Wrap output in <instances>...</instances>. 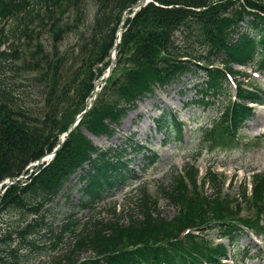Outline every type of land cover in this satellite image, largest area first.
I'll return each mask as SVG.
<instances>
[{
  "label": "trees",
  "instance_id": "1",
  "mask_svg": "<svg viewBox=\"0 0 264 264\" xmlns=\"http://www.w3.org/2000/svg\"><path fill=\"white\" fill-rule=\"evenodd\" d=\"M137 1L0 0V183L26 175L0 199V219L18 218L15 226L5 223L0 230V264H40L41 260L47 264L48 259L49 264H201L202 259L218 264L226 256V246L235 247L244 230L259 235L257 225L246 220L250 218L236 216L241 203L258 213L264 208V173L250 174L249 191L245 180L240 183L239 202L233 201L231 207L217 196L216 174L209 168L201 187H210L213 197L185 194L182 178L191 181L196 176L194 158H190L191 164L183 165V175L173 176L163 187L167 202L181 209L178 217L153 216L145 200H138L135 208L141 221L130 235L128 227L123 230L122 241L129 244L113 241L118 226L88 216L133 173L129 160L120 159L123 148L93 145L79 128L108 139L126 111L150 95L154 86L170 85L192 74L199 75L202 83L189 102L208 105L219 98L225 105L209 132L211 147L225 145L252 116L251 105L263 104V92L244 89V83H237L228 69L251 65L264 74V0H152L141 8L125 20L116 59L129 50V68L118 90L107 85L112 70L93 105L51 160L28 173L26 167L50 153L84 109L99 66L108 61L122 14ZM90 11L91 24L86 17ZM59 23L67 33L74 31V41L61 53L55 43L48 51L41 35ZM232 84L235 101L229 103ZM106 90L119 94L118 102L104 101ZM153 124L167 138H179L177 122L168 109ZM130 142L129 150L139 149ZM73 190L79 197L69 204ZM139 194L144 195L142 188L131 190L130 196ZM59 202H67L71 211L56 221L52 208ZM211 228L227 245H212L190 233L179 238L185 229L201 233ZM84 250L93 257L79 262L77 257Z\"/></svg>",
  "mask_w": 264,
  "mask_h": 264
},
{
  "label": "rangeland",
  "instance_id": "2",
  "mask_svg": "<svg viewBox=\"0 0 264 264\" xmlns=\"http://www.w3.org/2000/svg\"><path fill=\"white\" fill-rule=\"evenodd\" d=\"M132 11L126 12L124 20L121 26L117 27L115 34H119V44L116 48V58L118 53V48H120V42L122 36L126 30L125 20L132 18ZM87 19L89 24L93 21V14L91 11L87 13ZM57 26H61L60 23ZM64 29V27H61ZM52 31V30H51ZM51 31L42 33L41 42L44 46H48V51L50 44L52 43L50 39ZM74 31L67 33L63 30V33L55 44H58V51L61 53L65 47L68 46L70 42L74 41ZM115 37V35H114ZM126 47V46H125ZM128 48V47H127ZM130 54V51L125 50L120 55V58H115L114 67L112 68V78L107 84L111 86L114 90H118L123 74L126 73L129 68L127 65L126 57ZM109 63L103 65L100 68V74L98 78L93 83L95 87L96 94L99 92L105 84L107 78H105L106 68ZM249 67H240L237 65H231L228 69L233 79L237 82H243V88H259L264 89V82L260 80L256 75H251L249 73ZM246 75L247 77H244ZM102 78L103 86L99 88V81ZM201 84V79L199 75L187 74L180 78L176 83L158 87L154 86L151 90L150 95L145 96L143 99L138 100L135 103L133 109L127 110L123 118L121 119L119 125L115 128L114 134L106 139L103 135L94 136L85 132L83 127L79 128V132L82 136L86 137L92 142L93 145L100 147H117L119 149H124L120 153V159L130 160V168L136 174L133 183H127L125 186L120 187L113 196L107 197L100 204L97 211L94 214L89 215L92 219L102 220L103 222L110 220L109 222L115 223L118 226L117 233L112 236L113 241H121L124 246L129 244V241H122L125 239L124 228L128 227L126 230L127 235H130L131 229L137 228L138 222L141 221V217L135 208V204L138 200H145L143 203L146 208L152 213L153 216H158L162 219L170 220L175 219L181 213V209L175 208V205H170L167 201L166 196L163 193L164 188L172 179L173 176L181 173L184 163L191 164L190 158H194L192 163L193 168L196 172L195 179L192 178L188 181L187 178H182V182L186 189V195H202L204 197H213L214 193L206 184L201 187L202 178L205 169L209 168L213 173L216 174V187L217 196L223 198L230 202L231 207L233 206V201L238 200V192L241 190L242 181L245 180L247 190L249 191L248 177L250 176V171L255 170V172L264 173V103L262 106L253 107V116L244 123L242 129L237 134V137L229 141L223 146L210 147V138H204L202 125L206 124L207 128L212 125V120L218 117L222 108L225 106L221 104L218 99L212 105L205 108L185 105L184 102L189 99L190 96L194 95V92L199 89L198 85ZM98 85V86H97ZM103 93V94H102ZM102 97L104 92H102ZM106 96L103 98L104 101H117L119 94L115 96L112 93L105 91ZM91 99V94L88 98L84 100V105ZM230 101L229 103H231ZM94 103L92 101L91 106ZM168 108L173 113L176 114L177 118L183 123L182 126V137L180 140L171 139L166 140L163 143V134L156 133L151 119L158 117L161 109ZM206 128V130H207ZM133 137L134 142L141 145V149L136 151H130L128 145L129 139ZM61 139V137H60ZM151 153L155 154L152 162H147L144 156H148ZM48 154V153H47ZM41 165V164H40ZM38 166L30 167V172L36 170ZM21 179L20 181H22ZM5 181V180H4ZM2 181L0 185V199H2L8 186L5 187V183ZM193 183L195 186H192ZM144 191V195L139 194L136 198L130 196L131 190L139 192V189ZM4 192L2 193V191ZM2 193V194H1ZM249 195V193H248ZM71 201L69 204H75L79 197V194L74 190L70 195ZM59 199H57L58 201ZM67 202L61 204L59 202L58 206L52 208V212L55 215V220L58 221L59 218H63L71 211V205ZM70 206V207H69ZM244 203L240 204L239 209L240 214L236 216L240 219L251 222L257 225L254 229L258 233H261L260 238L250 236H243L240 238L234 253L235 258L238 260V264H264V208L260 213L255 212L254 209L248 210ZM248 216H246L247 214ZM7 215H11L8 213ZM155 218V217H154ZM47 219V218H46ZM8 221V222H7ZM0 230L4 229L5 223H12L15 226L18 223V218H8L4 217L3 220L0 219ZM2 227V228H1ZM189 230V229H185ZM251 231H253L251 229ZM195 230H191L190 234H196ZM134 234V232H133ZM137 234V233H135ZM217 235L215 229L202 230L201 234L196 237H202L208 243L215 244L218 240L215 239ZM223 242V240H222ZM247 246L248 256L257 255L256 259L240 260L242 256V248ZM108 247L107 249H109ZM73 255V254H71ZM93 253L91 251L84 250L77 259L79 262H83L87 258H92ZM46 260H41L40 264H44ZM77 261V263H78ZM50 260H47L49 264Z\"/></svg>",
  "mask_w": 264,
  "mask_h": 264
},
{
  "label": "water",
  "instance_id": "3",
  "mask_svg": "<svg viewBox=\"0 0 264 264\" xmlns=\"http://www.w3.org/2000/svg\"><path fill=\"white\" fill-rule=\"evenodd\" d=\"M151 0H139L136 4H134L133 6H131V10H133L134 12L138 11L139 9H141L142 7H144L147 3H149ZM63 33V29L62 28H59V27H55L53 29V31L51 32V35H50V38L53 42H56L60 39L61 35ZM117 43V41H116ZM115 48L113 47V50L114 51ZM115 61V57L113 58H110V64L108 66V69H107V72H106V78L108 77V75L110 74V71L113 67V63ZM103 83L101 82L100 85H102ZM95 95H93L92 99H90L87 103H86V106L84 108V110L78 115L77 119L76 120H79V118L90 108L91 104H92V100L94 99ZM74 123L71 124L67 131L65 132L64 134V138L69 134V132L73 129L74 127ZM64 141V139H62L61 143ZM60 146V145H59ZM59 146H57L56 148H59ZM38 163V162H37ZM17 179H13L11 183H8V185L12 184L14 181H16Z\"/></svg>",
  "mask_w": 264,
  "mask_h": 264
}]
</instances>
